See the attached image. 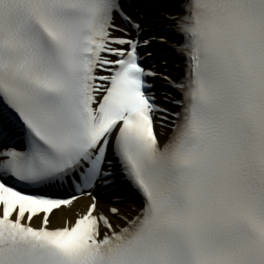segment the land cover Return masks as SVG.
Here are the masks:
<instances>
[{
	"label": "snow or ice",
	"instance_id": "obj_1",
	"mask_svg": "<svg viewBox=\"0 0 264 264\" xmlns=\"http://www.w3.org/2000/svg\"><path fill=\"white\" fill-rule=\"evenodd\" d=\"M157 6L0 0V264H264V0Z\"/></svg>",
	"mask_w": 264,
	"mask_h": 264
},
{
	"label": "bare ground",
	"instance_id": "obj_2",
	"mask_svg": "<svg viewBox=\"0 0 264 264\" xmlns=\"http://www.w3.org/2000/svg\"><path fill=\"white\" fill-rule=\"evenodd\" d=\"M174 3V2H173ZM173 3L169 4L168 6H165L163 10L158 12L155 16H153L148 21L142 20L144 22V26L146 29L145 34L148 35L149 32L154 31V29H157L158 27H163V25L166 23L163 20V17L168 14V12L171 10ZM131 12L130 10H128ZM145 13L143 9L141 10V15ZM143 16V15H142ZM117 23L123 24V21L117 20ZM161 25V26H160ZM115 35H120V33H114ZM163 38V37H162ZM173 41H169V43H172ZM159 50V49H157ZM162 63V62H160ZM179 63V62H176ZM167 71L171 73L174 77H178L180 75V69L177 67H173V61L169 60L167 69L160 68L159 71ZM157 86L161 85V81H156ZM169 92L171 93L172 90H165L162 87H159L157 91V95L163 99L162 93ZM113 195H107L103 197L104 203V211L106 214H108L109 207H117L121 210L122 213H127L128 215H134L135 212L134 209L138 208V202H132L127 201L124 204L121 205V203L118 204H109L108 201H111L113 199ZM91 203V199L88 196H81L78 200L74 201L71 207H62L61 209L55 210L53 215L56 216V220L54 221L56 226H61L65 221L67 220H74L76 218L77 213H83L87 210L88 205ZM58 213V215H57ZM111 218V217H110Z\"/></svg>",
	"mask_w": 264,
	"mask_h": 264
}]
</instances>
